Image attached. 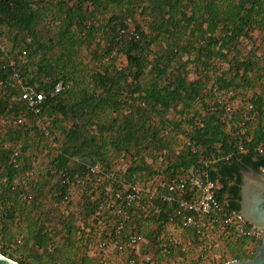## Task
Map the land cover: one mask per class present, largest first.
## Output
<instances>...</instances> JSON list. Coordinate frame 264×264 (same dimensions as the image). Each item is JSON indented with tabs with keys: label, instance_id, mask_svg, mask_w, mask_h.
Listing matches in <instances>:
<instances>
[{
	"label": "trees",
	"instance_id": "trees-1",
	"mask_svg": "<svg viewBox=\"0 0 264 264\" xmlns=\"http://www.w3.org/2000/svg\"><path fill=\"white\" fill-rule=\"evenodd\" d=\"M133 1L151 16L147 32L138 26L130 31L123 23H113V31L119 30L107 42L103 52V58L113 51L122 53L126 59L125 68H115V58L112 57L102 63L99 70L91 73L87 80L91 89L78 85L79 82L78 89L68 94L66 83L73 80L75 84V79L58 70L56 60L64 58L63 51L69 54L80 42L84 43L81 38H93L95 29L88 27L86 20H97L96 17L111 4L125 3L129 7L133 4L132 0H56L50 8L41 6L46 3L42 0H0V44H4L7 51L5 54L0 52V79H9L16 72L23 84L47 95L38 115H35L20 100V86L0 87V117L11 119L22 114L39 120L41 115H46L52 125L59 126L62 142L58 155L49 161L48 175L59 178L57 200L61 199L63 203L71 201L69 185L85 176L87 166L95 163H102L116 179L122 176L132 182L136 181L130 180L131 176L144 170L150 178L147 181L154 177H163L165 181L204 167L208 178L219 186L216 196L226 213H238L240 171L261 172L264 166V62L262 65L258 62V58L264 55L262 53L257 57L255 51H251L254 32L264 35V0ZM49 16L56 32L52 39L45 41L38 37L37 29ZM4 29L13 43L11 50L8 43L1 39ZM244 43H251L245 55L241 52ZM154 44L162 45L163 51L149 60V49ZM53 47L61 50L56 59L48 56ZM33 59L36 63H32ZM224 62L229 65L227 70L219 67V63ZM192 69L195 70V79L189 80L188 74ZM57 82H61L64 89L52 96ZM256 84L261 89L249 99L253 105V117L248 122L242 120V110L232 112L229 119L225 107L217 100L213 101L206 90L209 85L217 87L222 94L231 90L235 96V91L250 89ZM198 103L201 109L195 107ZM123 108L126 109L124 114L121 113ZM109 110L117 113L113 119L104 118ZM65 122L68 125L64 127ZM22 126L13 129L4 125L9 132L6 141L11 148L5 152L6 165L0 169V204L7 211L0 229V254L18 264L26 263L7 253L8 244L16 242L18 237H21V243L24 239L23 251L31 259H34V254L30 251L36 249H41L42 253L36 254L35 258L45 259L51 257L49 250L56 248V234L60 235L63 231L67 230L69 237H76L81 243L88 241L84 238H97L94 215L99 211L97 194L88 192L81 195L80 205L89 217L82 221V225L73 226L64 219L59 224L60 228L55 229L45 227L40 215L34 217L38 207L36 198L43 193L44 186L37 181L30 184L33 175L29 173L32 172L25 173L32 167L26 153L29 146L24 140L32 129H23ZM50 135H53L52 131ZM106 135L112 147L122 153L120 159H128L124 154L134 157L132 148L138 149L136 154L148 148V156L153 160L161 157L163 176H158L160 172L154 171L152 166L137 162L132 165L130 162L121 175L120 170L110 166L113 162L109 161L105 151ZM13 148L20 154L17 167L9 163ZM3 177L6 178L5 183H2ZM22 179L29 182L30 192L22 188ZM143 181L147 182L146 179ZM67 194L69 197L65 201ZM22 195L29 196V202L21 200ZM21 202L25 206L24 218L27 222L24 236L14 231L17 227L21 228L20 221L15 220L18 209L8 206V203L19 206ZM19 211L21 215L24 212ZM133 219L137 222L136 217ZM156 220H168L167 213L161 212ZM188 231L198 241V231ZM228 232L223 241L227 239L231 260H247L256 254L260 242L241 237L232 243L234 240L231 237L235 233L230 229ZM70 242L72 247L79 248L78 242L73 239ZM249 244L254 245L253 250L241 255V248ZM28 246L30 250H27ZM174 250L184 255L179 248ZM102 263L83 255L80 263L75 264Z\"/></svg>",
	"mask_w": 264,
	"mask_h": 264
},
{
	"label": "rangeland",
	"instance_id": "rangeland-1",
	"mask_svg": "<svg viewBox=\"0 0 264 264\" xmlns=\"http://www.w3.org/2000/svg\"><path fill=\"white\" fill-rule=\"evenodd\" d=\"M46 1V3H42L41 6H48L53 7L54 2L56 0H42ZM126 1V0H122ZM133 4H130L129 7L125 5V3H121L120 5H113L111 4L110 7L104 11L99 17H96L97 20L93 19H88L86 20L87 26L88 27H93L95 29V33L93 35L92 39L88 38H81L80 41H84V43L80 42L73 50L72 52L68 54V51L65 52L63 51L64 58L62 60H56V66L57 69L62 71L63 73H67V76L74 77L75 79V84L73 80H68L67 81V91L68 94L71 92H74L75 89L78 85L81 86H87L88 89H91L90 84H88L87 80L89 81V77L92 72H95L96 70H99L102 63H105L109 61L110 58L114 57L115 58V68L123 69L126 66V59L125 56L117 51H113L110 56H104L103 58V52L106 48L107 42L110 40L112 36L115 37V34L117 30L112 29L113 23L121 24L126 26V29H129L130 31H134L136 29V26L140 28V30L147 32L148 28L147 25L151 20L150 14H148V11H145V8L142 6H139V3H135L132 0ZM134 5V6H133ZM50 16L45 19V21H42L38 27V37H40L43 40L47 39H52L55 35L56 29L53 27L54 23H50ZM118 26V25H116ZM119 27V26H118ZM87 30L84 33H86ZM262 32L255 31L253 34V40H254V47L252 48L251 51H255L256 56L260 57L261 54L263 53L264 55V35L262 36ZM264 33V32H263ZM82 34V35H83ZM9 34L7 31L2 30L1 34V39L4 40L5 42L8 43V47L11 50V46L13 45L11 39H9ZM249 45H246L244 43L243 46H241V52L245 55L248 53V51L251 48V43H248ZM150 53H148V59L152 60L154 59L155 55L162 53L163 48L162 45L159 44H154L150 47ZM61 52V50L58 47H53L51 49V52L48 56L55 58L57 55ZM14 53V52H13ZM15 54V53H14ZM24 56V55H23ZM27 62L29 64V59L27 57ZM36 63V59L32 60V63ZM258 62L262 65L264 62V56L258 58ZM32 67V66H31ZM219 67L224 69H228L229 65L224 62V63H219ZM190 68V67H189ZM149 69V67L147 68ZM200 74H198L199 76ZM188 79L193 80L195 79V70L192 69L189 71L188 74ZM76 85V86H74ZM211 87L208 85L206 90L208 91L209 95L213 99V101L217 100L215 96L212 94V91L210 89ZM217 88V87H214ZM210 89V90H209ZM260 85L258 86L257 84L253 86L250 89H244V90H237L235 91V96L231 100H227L226 102H232L235 104L234 106V111L233 112H238L242 110V105L246 101H250L249 99L252 98V96L255 93L260 92ZM200 103L196 104V108H202L200 107ZM122 114L126 113V109L121 110ZM117 113L111 112L110 110L107 111L104 114V118L108 119L111 118L113 119ZM229 118V115L227 116ZM226 118L227 120H229ZM33 119V120H32ZM37 119L34 118H29L27 115L24 116V122H23V129H32L31 133L25 137L24 143L27 144L29 147L27 148L26 153L29 154L28 162H31V170H26L25 173L32 172L31 174L33 175V180L30 182H39L44 186L43 193L39 195V197L36 198V203L38 204V207L35 211H37L36 216L40 215V219L42 224H44L45 227H53L55 229H59L61 222L64 221V219L69 220L71 222V225H82L83 220H87L89 217H86V212L82 210V206L80 205L81 201V195L82 193H88L90 191V187H92L89 183L82 185L78 183H73L69 185V190L71 192V201L69 203H63L60 200H57L58 197V191H57V182H58V177L56 175L54 176H49V167L50 163L49 161L53 160L58 153H59V147H60V142H62V137L60 134V128L58 125H52L51 121L48 119L46 115H41L40 118ZM67 123H63V126L65 127ZM252 124H254L252 122ZM68 125V124H67ZM1 129L3 130L4 125H0ZM58 126V128H56ZM17 129V128H13ZM53 132V135H50V132ZM55 134V135H54ZM60 136V137H59ZM55 137V138H54ZM105 140V151L108 154V158L110 162H113V164H110V166L117 167L121 165V154L110 144V138H108V135L104 136ZM183 138V137H182ZM108 142V143H107ZM42 146V147H41ZM41 147V148H40ZM136 148H132L131 152L134 157L131 155L124 154L126 158L125 163L129 165H132L133 162L139 163V165H147L148 167H153L154 171H158V176H163L162 170H163V165L160 164L161 160L159 157H157L156 160H153L150 156H148V148H145L144 151H141V153L136 154L135 150ZM121 155V156H120ZM145 157V158H144ZM135 158V160H133ZM163 161V160H162ZM112 167V168H113ZM121 169V168H120ZM23 173V175L25 174ZM106 173H110V171H106ZM117 173V172H116ZM154 178H159V177H154ZM163 178V177H160ZM143 179H146V181L149 178V175H146V170L144 172H139L136 173L135 175L131 176L130 180H134L138 183L144 182ZM153 179V178H152ZM47 181V183H45ZM68 181V180H67ZM145 181V182H146ZM109 182L107 181L106 178H104L103 185L98 187L96 191L97 197L99 201H102L101 198L99 197L102 192H104V188H108L111 190L113 186L109 187L108 186ZM89 187V188H88ZM26 191L30 192L29 189V182H27L24 186H22ZM85 189H87L85 192H83ZM113 191V190H112ZM94 193V192H93ZM26 202H29V199L26 200ZM19 206H16L14 203H8L9 207H14L18 209L16 213L15 220L20 221L21 228L15 230L18 234V232H21V234L24 236V228L26 227V219L25 217V209L22 206L24 203H19ZM26 206H29L28 203H25ZM98 206V205H97ZM22 210L23 214H20L19 210ZM102 211H106V208L102 205ZM170 211L173 210V208L169 209ZM111 211V210H110ZM141 215V214H140ZM137 223L133 219V223H136L140 226V230L142 231L141 227L144 226L145 223H147V227L143 228L142 233L144 232V236L147 240L146 246H143L140 250V256L145 257L147 259L149 257L150 263H156L157 261H164L168 264L172 262L173 260L177 258L178 255L182 254H177V251L174 250V247H171L168 250L167 254L162 255L159 250L158 246L156 244V237L154 236L153 233L156 231L157 234H164L165 236H168L171 233H174L176 237L182 241L185 238L190 239L193 237L194 240H196L195 236L192 235L190 231L184 230L181 228V226L177 223V221L170 222L168 220L164 221H157L156 218L154 217V213L152 212V208L149 209V214L146 218H137ZM87 224V222H85ZM78 228H81L78 227ZM152 228V229H151ZM139 230V231H140ZM81 232V230H80ZM147 232V233H146ZM16 234V235H17ZM156 234V235H157ZM208 231L204 232V238H205V249L202 248V251H205V255H217L213 256V258L218 259L217 264H224L226 262L232 261L231 260V255L228 253V249H223L218 250L219 247H221L222 244H218V247L214 248V251H210L208 248V241H209V236H208ZM67 235V237H65ZM158 235V236H159ZM200 236V235H199ZM56 248L53 250H49L51 257H47L45 259H36L35 257L36 254L40 255L42 253L41 249H36L33 251H30L31 254H34L32 256L34 259H31L28 256L27 252H24V246L23 242L24 239L22 240L21 244L16 245L15 242L9 243L8 245V251L7 253H12L13 256L18 260L22 259L25 261L26 264H75V263H80V259L83 255H87L88 257L94 258L97 256L95 251H91L90 249H93L94 246L91 243L90 238H84V240H88L86 242H79L80 239H76V237H72L67 234V230L63 231V233L56 234ZM71 239L75 240L78 242L79 248H75L74 246L72 247L71 244ZM190 240L192 246L197 245L200 243L199 241H194ZM234 240V239H233ZM223 239L220 240L222 243ZM225 244H227V239L223 241ZM235 241H233L234 243ZM216 244V243H215ZM254 245L249 244L245 245L241 248L240 254L241 255H247V253H250L253 250ZM212 248V247H211ZM30 250L31 247H27V250ZM26 250V251H27ZM212 250V249H211ZM239 252V251H238ZM98 257V256H97ZM124 257V256H122ZM185 257V256H183ZM185 260V259H184ZM245 260V259H243ZM99 261V260H98ZM102 264H121L122 260H119L118 255L111 254L110 259H106L102 261ZM184 262V261H183ZM183 262H177V263H183ZM209 262V261H208ZM216 264V263H215Z\"/></svg>",
	"mask_w": 264,
	"mask_h": 264
},
{
	"label": "built area",
	"instance_id": "built-area-1",
	"mask_svg": "<svg viewBox=\"0 0 264 264\" xmlns=\"http://www.w3.org/2000/svg\"><path fill=\"white\" fill-rule=\"evenodd\" d=\"M121 34L122 32L119 33V36ZM0 52H4V54L7 52L4 44H0ZM10 64L12 65L13 61ZM13 85L21 87L19 98L24 102L27 110L38 115L40 105L45 102L47 95L27 84H23L20 75L16 72L9 79H0V87H11ZM63 89V84L57 82L53 86L51 95L55 96ZM211 91L218 103L225 107L226 115H230L234 111L235 104L226 102V99L231 100L234 97V92L228 90L222 94L217 88H212ZM242 112L244 122L252 119L253 105L250 101H246L242 105ZM23 122L24 116L22 114H18L11 119L0 117V125H9L13 128L22 125ZM243 131L242 129L241 134H243ZM19 155L17 150L13 151L9 163L17 167ZM125 161L122 159L120 167H117L121 175L125 173L128 167ZM1 167L0 163V169ZM106 171L102 163H95L87 166L85 176L76 180V183L82 185L89 183L92 186L89 191L91 193H96L95 190L103 185L104 178L109 182V187L113 186L111 190L108 188L103 189L104 192L99 196L102 201H98L99 211L94 215L97 220V238L91 239L94 248L90 250L96 252L98 257L95 256L94 258L99 261L110 259V255L115 253L118 255L119 260H122L121 264H152L150 263L151 259L140 256V250L147 244V240L140 230V226L136 224L137 222L133 223V217L146 218L150 208H152L156 219L161 212L167 213L168 221H177L184 230H197L200 238L204 241L205 231H208V236L212 235L221 240V237H226L229 233V229L230 232L235 233V236L231 237L234 241L241 237L252 238L254 242L261 241L259 230L247 227L240 216L234 213L231 215L226 213L216 196L219 186L208 178L207 170L204 167H197L169 180L164 181L159 177L146 183L128 181L122 176L116 179L112 172L107 174ZM261 171H264V166ZM21 184L25 185L26 180L22 179ZM20 197L23 201L30 199L29 196L22 195ZM68 197L69 194L65 196L64 200L67 201ZM102 205L106 208V211L101 210ZM171 208L173 210L168 212V209ZM6 216L7 211L0 204V229ZM158 235H155L157 236L156 244L162 255L167 254L171 247L177 248L180 245V241L174 233L168 236ZM211 242L212 240L209 238L208 247L214 246ZM15 243L16 245L20 244L21 237H18ZM185 249L186 246L182 245L181 251L185 252ZM176 259L178 262L184 261L183 255H178ZM153 264L168 263L157 261ZM196 264H201V262L198 261Z\"/></svg>",
	"mask_w": 264,
	"mask_h": 264
},
{
	"label": "water",
	"instance_id": "water-1",
	"mask_svg": "<svg viewBox=\"0 0 264 264\" xmlns=\"http://www.w3.org/2000/svg\"><path fill=\"white\" fill-rule=\"evenodd\" d=\"M239 211L242 222L259 230L261 241L256 254L247 260H232L224 264H264V171H240ZM0 264H18L0 254Z\"/></svg>",
	"mask_w": 264,
	"mask_h": 264
},
{
	"label": "crops",
	"instance_id": "crops-1",
	"mask_svg": "<svg viewBox=\"0 0 264 264\" xmlns=\"http://www.w3.org/2000/svg\"><path fill=\"white\" fill-rule=\"evenodd\" d=\"M39 121V120H38ZM9 132H8V130H6V129H4L3 128V130L1 129V126H0V163H1V165H2V167L4 166V165H6V161H5V156L6 155H4L5 154V152L8 150V149H10L11 148V144L10 143H8L7 141H6V139H7V134H8ZM16 149L15 148H13V150H12V152L13 151H15ZM20 156V155H19ZM159 159L161 160V163L160 164H162V158L161 157H159ZM6 182V178L5 177H3L2 178V183H5ZM144 227H147V223H145L144 224V226L143 227H141V229H142V231H143V228ZM152 229V228H151ZM147 230V228L145 229V231ZM144 231V232H145ZM147 233V232H146ZM156 231L153 233V235L155 236L156 235ZM209 238L212 240V244H214V246L211 248V247H208L209 249H210V251L209 252H211V251H214L215 249L214 248H216V247H218V244H222L221 245V247H219L218 248V250H222L223 248H225V249H227V244H225L223 241H222V243L220 242V240H218L215 236H209ZM221 239H223L222 237H221ZM190 240H194L193 239V237H191L190 239H184V240H182V241H180V245L177 247V248H179L180 250H181V246L182 245H184V246H186V249H185V252H182V253H184V255L183 256H185L184 257V262L183 263H177L178 261H177V259H175V261L173 260L172 262H170V264H196V263H198V261L199 262H201V264H217L218 263V259H215V258H213V256H217V255H209V254H206L205 255V251L203 252L202 251V248H204V250H206L205 249V243H204V240L202 239V238H200L199 237V239H198V241L200 242V243H198L197 245H193L192 246V244H191V241ZM194 241H196V240H194ZM190 243V244H189ZM216 243V244H215ZM233 243V242H232ZM146 246V245H145ZM208 246H209V244H208ZM212 249V250H211ZM223 251H224V249H223ZM205 256V257H204ZM149 258V257H148ZM209 261V262H208ZM153 264V263H152Z\"/></svg>",
	"mask_w": 264,
	"mask_h": 264
}]
</instances>
